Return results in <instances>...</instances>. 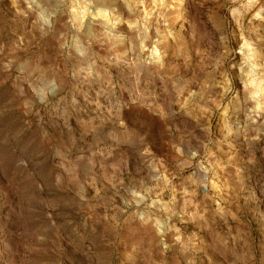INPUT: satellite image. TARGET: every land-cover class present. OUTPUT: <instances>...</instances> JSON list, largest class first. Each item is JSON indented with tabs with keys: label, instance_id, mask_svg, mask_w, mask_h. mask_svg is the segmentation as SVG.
<instances>
[{
	"label": "rangeland",
	"instance_id": "obj_1",
	"mask_svg": "<svg viewBox=\"0 0 264 264\" xmlns=\"http://www.w3.org/2000/svg\"><path fill=\"white\" fill-rule=\"evenodd\" d=\"M0 264H264V0H0Z\"/></svg>",
	"mask_w": 264,
	"mask_h": 264
}]
</instances>
